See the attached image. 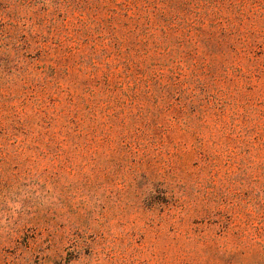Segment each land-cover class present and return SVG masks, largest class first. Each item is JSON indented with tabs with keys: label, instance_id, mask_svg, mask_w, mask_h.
<instances>
[{
	"label": "rangeland",
	"instance_id": "rangeland-1",
	"mask_svg": "<svg viewBox=\"0 0 264 264\" xmlns=\"http://www.w3.org/2000/svg\"><path fill=\"white\" fill-rule=\"evenodd\" d=\"M137 5L0 0V264H264V0Z\"/></svg>",
	"mask_w": 264,
	"mask_h": 264
},
{
	"label": "trees",
	"instance_id": "trees-1",
	"mask_svg": "<svg viewBox=\"0 0 264 264\" xmlns=\"http://www.w3.org/2000/svg\"><path fill=\"white\" fill-rule=\"evenodd\" d=\"M158 1L163 3L162 7L157 6ZM158 1L157 0H142V3L144 4V6L143 7L138 6V5L136 6V11H135L134 15L129 17V20H132L133 21L132 23L134 24V27L131 28L130 31L133 32V34H142L146 30H148V32H149L148 34H150L149 37L154 38L155 36H154L153 32H150V29L151 28L160 29L162 31V34H163L162 35V37L164 38L163 41L159 42L158 40H152V41L148 42V44L152 43L157 48H161L165 52L171 53L170 45L171 44H179V42L169 39L166 32H167L168 28H171L174 26V18H177L179 15L176 14V16H174V18H170L169 14L174 13V10H170V8L168 9V0H158ZM169 3H170V0H169ZM124 25H127V24H124ZM117 32H118V28L115 27L114 31H112L111 35H112V37H114L112 39L113 47H116L117 50L119 49L118 50L119 59L121 61L126 62L127 64L130 63V61L132 59V62L135 66L142 67L132 57V54L130 55V53L128 52V54L125 56L124 52H122V50L120 49V45H121L120 36H122L123 33L118 34ZM126 67H127V69L132 68V67L127 66V65H126ZM140 67H137V69L140 70L142 73H144V71H142ZM108 69H111V68L108 66ZM161 77H163V76H161ZM149 78L151 80H153V77L151 75L149 76ZM174 78H176L175 71H171V74L169 75V80L171 81V84L173 83ZM105 79H107V78H105ZM171 84L169 85V82H167L165 84H158L157 87L162 86V90H167L171 87ZM88 106H89V104H88ZM85 117H86V115H85Z\"/></svg>",
	"mask_w": 264,
	"mask_h": 264
}]
</instances>
